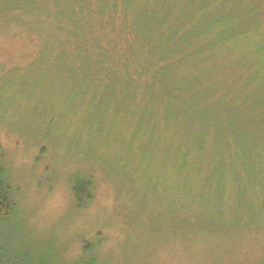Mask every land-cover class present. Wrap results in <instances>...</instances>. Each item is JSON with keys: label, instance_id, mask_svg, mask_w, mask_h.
Instances as JSON below:
<instances>
[{"label": "trees", "instance_id": "trees-1", "mask_svg": "<svg viewBox=\"0 0 264 264\" xmlns=\"http://www.w3.org/2000/svg\"><path fill=\"white\" fill-rule=\"evenodd\" d=\"M16 21L37 31L47 46L48 53L41 51L31 63L40 64L39 75L63 81L75 100L84 97L97 131L107 123L131 127L133 139H147L154 146L149 159L161 153L176 157L177 150L165 153L158 146L180 133L190 138V148L180 152L184 160L178 172L183 180L175 196L184 222L210 223L203 214L206 207L220 218L226 211L240 215L235 219L244 217L243 199L232 197L234 190L240 178L247 182L254 169L264 165V27L260 25L264 10L260 2L0 0V24ZM110 134L117 138L115 129ZM105 135L104 141L110 142ZM113 145L115 152L120 150ZM136 154L134 158L142 162L147 158L141 150ZM256 154L258 160L253 163ZM229 160L235 164L229 165ZM172 166H159L155 172L161 174L163 169L168 177L177 170ZM231 173L236 175L233 181ZM112 175L120 176L116 171ZM74 178L75 205L83 209L92 201L93 179L79 173ZM261 184L253 180L250 188L255 192ZM86 191L91 194L83 197ZM11 192L0 159V222L15 214ZM218 221L223 220L213 221L212 227L202 231L230 228ZM15 235L13 251L21 249L15 246L19 242ZM6 236L0 231V264H13ZM15 259L19 264H38L28 254L25 261ZM86 264L100 263L92 257Z\"/></svg>", "mask_w": 264, "mask_h": 264}, {"label": "rangeland", "instance_id": "rangeland-1", "mask_svg": "<svg viewBox=\"0 0 264 264\" xmlns=\"http://www.w3.org/2000/svg\"><path fill=\"white\" fill-rule=\"evenodd\" d=\"M246 1L260 2L264 10V0ZM46 47L21 21L0 24V159L16 206L15 214L0 222V231L7 233L13 264H19L15 258L25 261L26 254L38 264H86L92 257L100 264H264V165L233 189L232 197L243 199V218L235 219L240 215L233 211L220 218L206 207L210 223L187 224L175 196L183 180L180 152L190 148V138L180 133L158 146L165 153L177 150L176 157L161 153L149 159L154 146L133 139L131 127L107 123L97 131L86 99L75 100L63 81L42 78L40 64H31L41 51L48 53ZM140 150L147 154L143 162L134 158ZM168 163L177 168L171 175L155 172ZM77 173L92 176L94 184L92 201L83 209L76 207L71 190ZM253 180L262 183L255 192ZM219 219L230 228L202 231ZM15 233L21 249L13 251Z\"/></svg>", "mask_w": 264, "mask_h": 264}]
</instances>
